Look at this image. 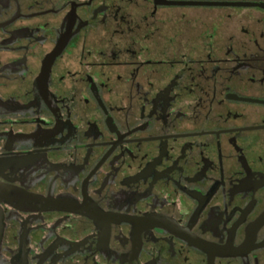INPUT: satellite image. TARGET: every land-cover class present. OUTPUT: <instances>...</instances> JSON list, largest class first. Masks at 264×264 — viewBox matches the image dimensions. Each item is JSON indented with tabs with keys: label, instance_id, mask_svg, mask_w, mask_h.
<instances>
[{
	"label": "flooded vegetation",
	"instance_id": "af4514ba",
	"mask_svg": "<svg viewBox=\"0 0 264 264\" xmlns=\"http://www.w3.org/2000/svg\"><path fill=\"white\" fill-rule=\"evenodd\" d=\"M0 209V264H264V0H0Z\"/></svg>",
	"mask_w": 264,
	"mask_h": 264
},
{
	"label": "rangeland",
	"instance_id": "374dc122",
	"mask_svg": "<svg viewBox=\"0 0 264 264\" xmlns=\"http://www.w3.org/2000/svg\"><path fill=\"white\" fill-rule=\"evenodd\" d=\"M225 2H239L241 0H220ZM187 10V18L184 23H188L190 25H196L197 23H207V22H216V21H230L228 16H237L248 14V16L254 18L257 16V11L253 10H243V9H230V8H188ZM243 13V14H242ZM256 14V15H255ZM247 16V15H246ZM180 19V18H179ZM180 19L179 21H182Z\"/></svg>",
	"mask_w": 264,
	"mask_h": 264
},
{
	"label": "water",
	"instance_id": "95a60500",
	"mask_svg": "<svg viewBox=\"0 0 264 264\" xmlns=\"http://www.w3.org/2000/svg\"><path fill=\"white\" fill-rule=\"evenodd\" d=\"M198 4V3H196ZM199 5H205V6H209V7H215V6H222V7H235V6H245V7H253L252 5L249 4H229V3H200ZM3 228H4V216L2 215L1 209H0V242L2 239V232H3Z\"/></svg>",
	"mask_w": 264,
	"mask_h": 264
}]
</instances>
